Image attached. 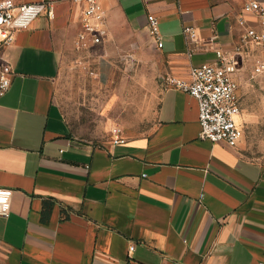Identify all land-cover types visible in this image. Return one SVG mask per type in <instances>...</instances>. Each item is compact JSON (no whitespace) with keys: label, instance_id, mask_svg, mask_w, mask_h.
Returning <instances> with one entry per match:
<instances>
[{"label":"crops","instance_id":"0c3cea01","mask_svg":"<svg viewBox=\"0 0 264 264\" xmlns=\"http://www.w3.org/2000/svg\"><path fill=\"white\" fill-rule=\"evenodd\" d=\"M48 1L52 15L3 52L15 75L0 97V188L14 193L0 216V264H264V141H255L251 105L264 89L255 72L264 46L244 44L239 23L261 28L244 9L250 0H102L107 35L91 48L149 35L135 45L156 55L154 121L119 144L71 132L58 87L81 12L71 0ZM218 49L237 67L245 134L236 146L201 139L197 99L167 83L189 80Z\"/></svg>","mask_w":264,"mask_h":264},{"label":"rangeland","instance_id":"374dc122","mask_svg":"<svg viewBox=\"0 0 264 264\" xmlns=\"http://www.w3.org/2000/svg\"><path fill=\"white\" fill-rule=\"evenodd\" d=\"M148 38L132 37L84 50L76 43L67 54L58 99L75 137L98 142L148 130L159 96L153 69L156 55L135 45ZM261 93L251 96L260 117L253 132L257 142L264 141V89Z\"/></svg>","mask_w":264,"mask_h":264},{"label":"built area","instance_id":"2783aa9c","mask_svg":"<svg viewBox=\"0 0 264 264\" xmlns=\"http://www.w3.org/2000/svg\"><path fill=\"white\" fill-rule=\"evenodd\" d=\"M81 12V29L77 34V47L88 49L103 43L107 35L106 15L102 0H71ZM52 3L48 0L35 3L17 4L14 0H0V97L11 87L15 75L12 65L3 57L6 47L13 44L18 31L28 28L42 14L52 15ZM245 11L255 13L261 23V28L247 26L245 20L240 24L245 26L242 35L244 44L264 46V5L255 0L248 1ZM149 32L163 46V37L159 29L156 15H148ZM185 32L192 38L196 31L186 27ZM217 60L200 66H193L190 79L168 78L170 86L180 88L198 101L199 136L213 143L225 142L236 146L245 134V128L239 122L241 114L240 84L236 79L237 67L231 53L222 49L216 50ZM255 72L264 73V59L258 60ZM114 144L125 143L120 136L112 139ZM14 191L0 188V216H8ZM134 246H131V250Z\"/></svg>","mask_w":264,"mask_h":264},{"label":"trees","instance_id":"16d2710c","mask_svg":"<svg viewBox=\"0 0 264 264\" xmlns=\"http://www.w3.org/2000/svg\"><path fill=\"white\" fill-rule=\"evenodd\" d=\"M49 217V211L48 209H45L44 212H43V221H46L47 218Z\"/></svg>","mask_w":264,"mask_h":264}]
</instances>
